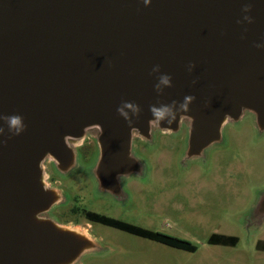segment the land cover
<instances>
[{"label":"water","instance_id":"water-1","mask_svg":"<svg viewBox=\"0 0 264 264\" xmlns=\"http://www.w3.org/2000/svg\"><path fill=\"white\" fill-rule=\"evenodd\" d=\"M125 102L136 106L126 117ZM164 105L157 123L150 108ZM248 114L264 135V0H0V264L108 253L53 213L71 196L49 184L48 163L63 178L87 169L98 196L118 199L126 180L147 176L138 141L184 133L186 166ZM12 115L23 118L19 134ZM89 139L97 153L86 165ZM244 226H264V190Z\"/></svg>","mask_w":264,"mask_h":264},{"label":"rangeland","instance_id":"rangeland-1","mask_svg":"<svg viewBox=\"0 0 264 264\" xmlns=\"http://www.w3.org/2000/svg\"><path fill=\"white\" fill-rule=\"evenodd\" d=\"M224 140V144L208 151L206 160L192 161L186 166L181 165L184 133H160L154 145L137 148L147 176L132 185L137 208L131 217L147 226L153 224V229L189 240L197 246L196 252L131 239L100 228L96 237L111 247L123 248L87 257L82 264H264V252L256 247L264 240V226L254 232H248L244 226L258 193L264 190V135L257 134L253 116L248 114L238 125L225 126ZM64 182L70 196H78L94 208L106 207V202L93 195L95 183L87 169L74 171ZM186 199L200 201L205 207L184 210L182 204ZM150 203L159 210V216L153 220L147 216ZM214 203L215 211L206 206ZM212 232L234 235L239 243L235 247L209 246Z\"/></svg>","mask_w":264,"mask_h":264},{"label":"flooded vegetation","instance_id":"flooded-vegetation-1","mask_svg":"<svg viewBox=\"0 0 264 264\" xmlns=\"http://www.w3.org/2000/svg\"><path fill=\"white\" fill-rule=\"evenodd\" d=\"M163 135H170L161 133ZM146 143L142 141H138L137 148L147 147ZM79 151L81 154V161L83 164H90L93 162L96 153L97 147L95 142L91 139L86 140L80 147ZM48 182L52 187H60L66 190L65 178L57 174L52 168L51 164L48 163ZM140 178H131L124 182L123 191H121V196L118 199H114L108 196H98L95 192V185L92 189L93 195L97 198H100L104 201L106 207H102L98 209V207L94 208L95 205L88 204L83 201L80 197L71 196L69 202L67 204L61 205L57 207L53 213L56 215L58 220L64 225H72L78 226L81 228L87 229L93 235L95 233L100 232V228L109 229L112 232H116L120 235L129 237L131 239H145L150 240L151 242H156L159 244H164L157 240V237H168V238H176L180 240L189 241L186 239L179 238L174 234H168L157 229H153V224L147 226L144 223L134 221L131 216H135L136 213V202L134 193L131 190L132 185L141 183ZM67 191V190H66ZM208 208H212L214 211L216 209L215 203L213 205L207 204ZM183 209L187 211H195L197 209H201L205 207L200 201H190L184 200L182 204ZM159 210L153 209L152 204H149L147 216L149 220H153L159 216ZM100 230V231H99ZM222 237H235L234 235H229L226 233L212 232L208 239V245L214 247H235V245H225L222 244ZM100 240H102L99 237ZM103 241V240H102ZM190 242V241H189ZM109 249H116L115 252L122 249L120 247L114 246L102 242ZM192 243V242H191ZM239 243V242H238ZM170 248H174L167 244H164ZM178 249V248H175ZM198 249V248H197ZM182 250V249H179ZM185 251V250H183ZM197 251V250H196ZM195 251V252H196Z\"/></svg>","mask_w":264,"mask_h":264},{"label":"clouds","instance_id":"clouds-1","mask_svg":"<svg viewBox=\"0 0 264 264\" xmlns=\"http://www.w3.org/2000/svg\"><path fill=\"white\" fill-rule=\"evenodd\" d=\"M150 3H151V0H143V4L145 6H148ZM245 11H248L247 7L245 8ZM245 19H248L249 22H251V19L249 17H245ZM257 47H261V46L257 45ZM159 79H160V84H163L166 86L170 84V77L167 75H161ZM157 87H159V85H157ZM192 99L193 97L185 96L184 103L181 105V107L184 109H187L188 103H190ZM125 108L132 109L133 111L136 110L135 105L125 102L123 104V107L117 109L119 114L125 117L127 116V113L124 111ZM150 111L152 113L154 120L157 123H159L160 121L165 120L166 115L170 111V108L167 105H164L161 107L152 106L150 108ZM6 122H7V126L9 130L14 131L16 134H19L24 128L23 118L19 115H12V116L7 117Z\"/></svg>","mask_w":264,"mask_h":264},{"label":"trees","instance_id":"trees-1","mask_svg":"<svg viewBox=\"0 0 264 264\" xmlns=\"http://www.w3.org/2000/svg\"><path fill=\"white\" fill-rule=\"evenodd\" d=\"M222 244L225 245H237L239 242L238 237H222ZM157 240L160 242H163L164 244H167L169 246H172L174 248L182 249L188 252H195L197 250V246L189 241L180 240L176 238H168V237H157Z\"/></svg>","mask_w":264,"mask_h":264},{"label":"crops","instance_id":"crops-1","mask_svg":"<svg viewBox=\"0 0 264 264\" xmlns=\"http://www.w3.org/2000/svg\"><path fill=\"white\" fill-rule=\"evenodd\" d=\"M256 247H257L258 250L261 249V250H259V251L264 252V240H263V241H259V242L257 243Z\"/></svg>","mask_w":264,"mask_h":264}]
</instances>
